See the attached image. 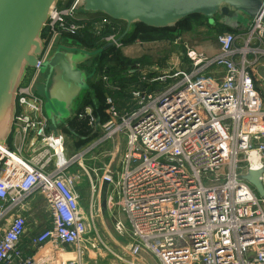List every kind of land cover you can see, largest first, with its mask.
<instances>
[{
	"label": "built area",
	"instance_id": "built-area-1",
	"mask_svg": "<svg viewBox=\"0 0 264 264\" xmlns=\"http://www.w3.org/2000/svg\"><path fill=\"white\" fill-rule=\"evenodd\" d=\"M77 2L51 14L39 64L18 89L11 146H0V264H148L146 257L158 264H264V198L244 179L262 171L264 188L262 16L240 33L217 34L213 57L178 38L181 54L169 68L137 64L139 84L131 88L103 69L97 80L107 91L108 120L99 124L89 107L79 114L95 138L73 152L60 128L49 130L36 91L42 64L58 50L80 49L67 40L86 30L102 36L109 28L104 44L128 47L118 25L107 18L89 24ZM121 92L128 95L123 110L115 98ZM108 143L115 149L104 153L107 163L93 156L85 164ZM84 178L87 208L78 191ZM103 188L107 211L118 212L114 231L128 242L121 252L95 227ZM29 222L41 228L31 239L32 256L22 247Z\"/></svg>",
	"mask_w": 264,
	"mask_h": 264
},
{
	"label": "water",
	"instance_id": "water-1",
	"mask_svg": "<svg viewBox=\"0 0 264 264\" xmlns=\"http://www.w3.org/2000/svg\"><path fill=\"white\" fill-rule=\"evenodd\" d=\"M60 1L0 0V121L8 117L6 128L0 133V146L1 141L8 142L12 135L18 89L27 72L39 64L46 24ZM77 7L84 13L99 12L125 22L128 27L125 34L136 23L173 28L192 15L203 16L211 26L218 22L231 30H240L260 16L264 20L263 0H78ZM87 54L78 59L73 52L58 50L41 66V71L49 68L54 74L50 99L65 111H69L81 89H89V76L82 69L92 56ZM71 117L60 111L51 112L49 130L57 134L59 123L62 125ZM261 174L262 171H249L244 179L264 198Z\"/></svg>",
	"mask_w": 264,
	"mask_h": 264
},
{
	"label": "trees",
	"instance_id": "trees-1",
	"mask_svg": "<svg viewBox=\"0 0 264 264\" xmlns=\"http://www.w3.org/2000/svg\"><path fill=\"white\" fill-rule=\"evenodd\" d=\"M59 6H62L61 3H59ZM64 6L69 5L66 4ZM83 15L89 24L101 18H107L113 24H116L120 27L121 36L124 35L128 29L125 22L113 20L103 13L83 12ZM200 22H205L207 26L213 27L218 34L225 32L236 34L242 31L231 30L220 25L218 22L215 26H211L208 24L207 19L203 16L192 15L178 22V24L173 28H154L143 23L133 24L129 28L127 34L123 36L121 42L125 47L133 45L136 41H141L142 43L148 45L157 42L174 43L183 32L191 30L193 25H199ZM109 32L110 29L108 28L105 30L102 36H97L93 31L86 30L81 35L71 37L67 40L68 43L76 45L83 51L92 54V56L89 58L92 63H90V65H86L85 63L82 65L83 70H87L92 73V77H90L88 80L89 89L82 97L81 104L75 114L60 126L61 131L65 133L68 138H72L74 141L72 145L73 147H69V150L73 152L81 151L95 138V136L91 133L88 120H79V114H85L86 108L89 107L92 109V113L96 117L99 124H103L108 120V116L105 113V95L107 91L97 80L98 74L103 69H105L113 82L121 86L122 89H125L139 84V73L136 71L137 64L150 66L147 56L132 59L125 56L122 50L104 44L102 38L103 36L108 35ZM89 60H87V62H89ZM132 71L133 73H130ZM127 96L128 95L125 92L118 93L115 96V98L118 99L119 110H123L126 107L125 98Z\"/></svg>",
	"mask_w": 264,
	"mask_h": 264
},
{
	"label": "rangeland",
	"instance_id": "rangeland-1",
	"mask_svg": "<svg viewBox=\"0 0 264 264\" xmlns=\"http://www.w3.org/2000/svg\"><path fill=\"white\" fill-rule=\"evenodd\" d=\"M75 1L76 0H61L60 3H61V5H64L66 2V4H68L70 6V5L74 4ZM246 27H244V28H246ZM188 32H190V34L193 36V38L199 39V41H201L202 39L212 38V36L214 37V35H215V31L212 32L209 29V27H205L204 30L200 31L198 25H196V24L193 25L192 29L189 30ZM131 48H133V50H134L133 54H131V53L129 54V48L123 49V54H125V56H127L129 58H132L133 56H136L137 54H139L138 56H140V57L147 56L149 65L152 66V68H154V69L157 68L158 70H161V71L169 68V66L171 65V61H173L175 58L174 57L175 55L181 54V48L178 47L176 49L175 48L169 49L168 45L165 43H162V42L152 43L149 45L148 44L138 45V46L136 44V45H131ZM68 51L73 52L78 59H84L85 56L88 55L87 52H85L81 49H78V48H70ZM90 63H92V61H90V60H89V62H87V61L85 62L86 65H90ZM261 65L262 66L259 67V69H258V74H259V80L262 81V84H264V61L261 62ZM41 72H42L41 76H40L38 82L36 83V91H37V94L44 100V113H45V115L50 117L51 112H54V113L57 112L58 113L59 111L63 112V114L66 117L74 115L75 112L77 111L78 107L81 104L82 97L87 93L88 88L84 87L83 89H81L80 93L76 97H74V99L72 100V102L69 106V111H65V110H63V106L56 104L55 102H53L50 99V91H51L52 86H53L54 74L51 72V70L49 68H43V71H41ZM85 73L87 76H89V78L92 77L91 72L86 70ZM23 76H24V73H22L21 78ZM7 122H8V117L5 119V121L3 119L0 121V125H1L0 133L5 130ZM58 126H61V123H59ZM1 142H3V146L7 145V140L6 141L3 140ZM73 143H74V141L72 140V138H68V147H70V146L73 147L72 146ZM113 149H115V146H113L109 143L106 144L103 148L97 149L94 151V153L90 154L87 157L85 164H86V162H91V158L93 156H98L99 161H96V162H98L100 164L101 163H107L109 158L107 156L104 157V153L112 152ZM120 152H122V150H119L117 152V155H119ZM67 155H69L68 152H67ZM74 169L79 170V168L77 166H75ZM86 184H87V180L84 181L80 186V190H81L80 192L83 193L82 196L85 199L87 197V193H86L87 185ZM88 186H89V184H88ZM103 200H104L103 205L106 206L105 199H103ZM35 208L38 211V214L36 212L38 218L41 221H43L47 216L46 209L43 207L41 202H39L38 205L35 206ZM117 213L118 212L115 211L111 215V213L108 212L107 209L105 210V208H104V212H103L101 218L95 222L96 230L99 232V235L101 237H104L107 235L110 237V239H114L116 241L117 235L114 231L113 217L118 215ZM121 218H123L122 215H121ZM102 233H104V234L102 235ZM103 239H105V238H103ZM115 241H113L114 243L112 242L113 244L108 241V243L112 247H114L115 249H116V246H119V248L121 250H123L126 247V245L128 244V242L126 240H123V241H125L127 243L119 244V245L117 243H115ZM59 259L64 260L60 256H59ZM110 264H120V263L111 262ZM150 264H158V263L155 261L154 262L150 261Z\"/></svg>",
	"mask_w": 264,
	"mask_h": 264
},
{
	"label": "crops",
	"instance_id": "crops-1",
	"mask_svg": "<svg viewBox=\"0 0 264 264\" xmlns=\"http://www.w3.org/2000/svg\"><path fill=\"white\" fill-rule=\"evenodd\" d=\"M64 5H66V2H65V4ZM199 24V23H198ZM198 27H199V30L201 31V30H204V28L205 27H209V26H207L204 22H200V24L198 25ZM209 29L213 32V31H215V35H214V37L212 36V38H207V39H202L201 41H199V39H197V38H193V36L190 34V32H183L181 35H180V37L179 38H181V44L182 45H184V44H186V45H189L190 47H192L193 49H195V50H197V51H199V52H202V53H204V54H206V55H208V56H210V57H213V56H215V55H217L218 53H219V46H218V44H217V42H216V35L218 34L217 32H216V30L213 28V27H209ZM243 31L244 30V28H242V29H240V31ZM165 44H167L168 45V48L169 49H171V48H181L182 49V47L180 46V45H175V43H169V42H164ZM129 48V54L131 53V54H133L134 53V50H133V48H131V46L129 47H127V49ZM168 51V50H167ZM169 53V52H168ZM139 54H137L136 56H133L132 57V59H136V58H139L140 56H138ZM170 56V55H169ZM11 138V137H10ZM8 145H10L11 146V144H10V139L8 140ZM84 181H86L85 179L83 180V182ZM82 182V183H83ZM81 183V184H82ZM81 184H80V186H81ZM88 184L89 183H87L86 185H87V190H86V193H87V197H86V199L82 196V192H80L81 190H80V186H79V188H78V191H79V195H80V201H81V205L83 206V207H85V208H87L88 207V203H89V201H90V198H91V194H90V186H88ZM100 199H101V204H100V208H101V213L103 214V212H104V208H105V210L107 209V207L105 206V205H103V203H104V200L103 199H105V204H106V194H105V188H103V190H102V192H101V194H100ZM36 202L37 203H39L40 202V198H36ZM106 213V212H105ZM46 220V219H45ZM44 220V221H45ZM40 230H41V228H39V227H35L34 225H33V223L32 222H29V224H28V233H27V235H26V237L24 238V240H23V243H22V247H23V250H24V252H25V254L26 255H29V256H32V255H34V249L32 248V246H31V239L38 233V232H40ZM104 233H102V235H103ZM102 238H105V240H107V241H109V242H113V241H115L114 239H110V237L109 236H104V237H102ZM113 238V237H112ZM113 240V241H112ZM114 243V242H113ZM112 243V244H113ZM115 243H117L118 245L119 244H124V243H127V242H125V241H123L122 239H120L118 236H117V238H116V241H115ZM115 246V245H114ZM66 251H67V253L65 254V257L68 259V260H73L74 259V253H72V251L69 249V248H66ZM116 251L117 252H121L122 250L119 248V246H116ZM38 257V256H37ZM39 258V257H38ZM146 259V262L148 263V264H150V261L152 262H154V260H152L151 258H148V257H146L145 258ZM75 264H79V263H75ZM100 264V263H99ZM105 264H110L109 262H105ZM121 264V263H120Z\"/></svg>",
	"mask_w": 264,
	"mask_h": 264
}]
</instances>
